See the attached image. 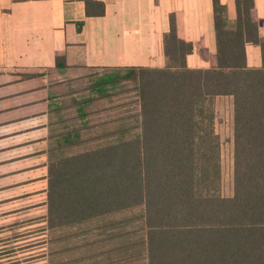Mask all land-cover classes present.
<instances>
[{
	"label": "trees",
	"instance_id": "obj_1",
	"mask_svg": "<svg viewBox=\"0 0 264 264\" xmlns=\"http://www.w3.org/2000/svg\"><path fill=\"white\" fill-rule=\"evenodd\" d=\"M234 2L229 21L212 0L216 49L206 68L187 66L193 47L178 37L172 15L163 67L102 68L97 92L134 83L133 125L125 118L94 137L103 143L70 155L63 150L81 142L80 129L54 135L47 220L56 240H70L65 250L80 248V237L102 264H264V37L253 0ZM246 43L260 47V66L246 64ZM219 96L233 104L230 196L221 192Z\"/></svg>",
	"mask_w": 264,
	"mask_h": 264
},
{
	"label": "crops",
	"instance_id": "obj_2",
	"mask_svg": "<svg viewBox=\"0 0 264 264\" xmlns=\"http://www.w3.org/2000/svg\"><path fill=\"white\" fill-rule=\"evenodd\" d=\"M86 1L0 0V264L103 263L101 255L89 257L80 237V248L65 250L70 240L50 236L46 190L56 86L90 69L163 67L170 15L178 37L192 44L188 67H208L216 49L212 0ZM220 2L233 21L234 0ZM253 3L264 37V0ZM245 54L248 66L261 65L258 45L246 43ZM58 57L64 67H56ZM222 101L232 112V98L219 96L215 105Z\"/></svg>",
	"mask_w": 264,
	"mask_h": 264
},
{
	"label": "rangeland",
	"instance_id": "obj_3",
	"mask_svg": "<svg viewBox=\"0 0 264 264\" xmlns=\"http://www.w3.org/2000/svg\"><path fill=\"white\" fill-rule=\"evenodd\" d=\"M105 72L107 70L102 68L90 69L87 73L69 78L65 84L55 87L56 108L50 126L51 150L56 147V141L60 140L54 135H60L69 130L80 129L81 137L78 141L81 142L65 147L63 150L65 155L95 148L103 143V140H96L94 137L116 131L120 121L125 118L127 125H133L131 115L136 117L139 113L134 83L121 82L97 92L93 89L95 79L104 76ZM54 80L57 81L60 78L54 76ZM83 101L89 102L81 105L84 106L83 113L85 112V115L81 117L82 111L79 104ZM215 107L216 131L221 141V192L224 196H230L233 171L232 112L228 103L224 101ZM134 130L139 128L134 127L132 132ZM91 138L93 139L90 140ZM52 234L54 232L50 231V236Z\"/></svg>",
	"mask_w": 264,
	"mask_h": 264
}]
</instances>
